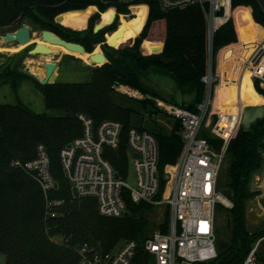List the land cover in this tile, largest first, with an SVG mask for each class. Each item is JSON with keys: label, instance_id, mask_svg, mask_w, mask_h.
Returning a JSON list of instances; mask_svg holds the SVG:
<instances>
[{"label": "trees", "instance_id": "obj_1", "mask_svg": "<svg viewBox=\"0 0 264 264\" xmlns=\"http://www.w3.org/2000/svg\"><path fill=\"white\" fill-rule=\"evenodd\" d=\"M108 6L102 0H0V29L11 31L23 21L36 22L41 29L52 31L63 40L83 45L85 52L80 54L91 60L87 52L91 50V44L99 42L105 32H93V21L97 18L95 11L100 14ZM238 6L245 7L236 8ZM115 7L118 12L126 10L119 4ZM248 7L257 24L252 21ZM232 8H235L232 17L239 43L221 51L220 66L223 71L229 65L238 67L250 47L264 38V30L260 27H264V11L257 0H232ZM132 9L135 17L127 19V24L119 28L117 26L107 34L106 40L119 47L126 42L131 43L143 29L141 34L132 47L106 53L107 62L93 70L89 82L34 84L35 89L43 95L45 107L63 110L64 115L36 113L20 101L0 104V254L5 257L3 264H80L78 249L82 245L109 251L123 240L143 239L148 235L146 214L153 208L151 205L128 201L126 216L100 215L95 199L73 196L61 170L59 152L68 142L82 134L79 114L91 118L95 125L104 120L120 122L125 141L127 130L135 126L132 122L135 111L115 100L116 96L130 99L113 90L115 82L147 96L138 101L150 114L155 113L154 103L148 97H160L141 82L140 74L143 72L155 71L168 75L181 92H193L191 105L185 108L196 111L206 94V85L201 78L207 73L210 57L213 63L216 52L236 42L237 36L231 18L215 32L209 55L206 23L198 6L164 11L153 2L147 19L145 6ZM88 15V24L84 28ZM114 15V10L108 9L102 14L99 23L108 22ZM58 16H61L59 22L56 21ZM64 26L84 29L78 31ZM37 43L53 51L47 53L49 56L69 51L63 46L43 41L41 34ZM155 46L157 51L151 52ZM95 63L102 64V61L96 60ZM10 76L14 89L20 78L36 81L33 77L16 73V70ZM236 86V82L226 79L223 72L221 85L218 86V104H233L237 97ZM254 88L259 94L246 75L242 82L241 97L244 106L263 102L264 90L257 81H254ZM179 130L177 121L173 122L168 133L149 130L159 145L161 172L166 164L175 163L182 149ZM215 142L220 144L221 140L216 139ZM38 144H43L47 150L50 172L57 185L47 194L34 176L14 164L35 158ZM263 156L264 117L247 129L241 126L229 142L225 184L226 189L231 191L233 207L226 210L225 217L227 214L230 216L231 226L228 229L232 231V238L227 240L228 247L219 251L216 259L198 264H241L257 236H264V225L258 234H249L245 218V204L256 195L250 189V178L261 169ZM110 162L125 176L127 156L124 144L110 155ZM163 185L162 180L161 188ZM47 201L59 202L51 208L54 216L48 213ZM167 220L166 211L162 230L166 228ZM261 259L264 264V255H261Z\"/></svg>", "mask_w": 264, "mask_h": 264}, {"label": "built area", "instance_id": "obj_2", "mask_svg": "<svg viewBox=\"0 0 264 264\" xmlns=\"http://www.w3.org/2000/svg\"><path fill=\"white\" fill-rule=\"evenodd\" d=\"M102 2L110 7L122 5L132 14L133 7L143 5L147 9L146 19L153 2L164 11L198 6L206 23L210 55L215 32L232 18L233 11L232 0ZM122 16L118 14V17ZM245 71L264 90V40L258 43L242 64V72ZM201 80L206 85V94L196 111L160 98L153 99V110L156 112H151V118L163 113L180 124L182 149L175 163L166 164L162 172L159 170V145L155 135L148 129L130 127L123 142V126L120 122L104 120L95 125L91 118L78 115L83 126L82 134L68 142L59 152L61 170L72 194L75 190L77 197L95 199L98 213L106 217L124 216L128 211V201L148 204L153 208L164 206L168 212L166 228L162 230L163 220L158 223L156 231L143 239L123 240L109 251L82 245L78 249L80 264H198L217 258L219 240L216 236V214L220 208L228 210L233 207L231 199L225 196L219 186L220 172L229 142L241 127L240 118L244 108L235 117L236 122L230 125V130H223L224 135L213 130V133L220 135V144L215 142L218 138L199 136L200 129L202 126L205 128L211 114L212 92L218 83L211 64ZM112 88L140 100L139 92L119 82H115ZM123 144L127 156L125 176L110 162V155ZM14 164L34 176L45 194L56 188L50 172L49 156L43 144L36 146L35 158ZM128 171L133 184L127 181ZM162 180L164 185L161 188ZM53 204L59 202L47 201L50 216L55 215L51 210ZM263 240L264 236H261L253 242L241 264H262L259 250Z\"/></svg>", "mask_w": 264, "mask_h": 264}, {"label": "rangeland", "instance_id": "obj_3", "mask_svg": "<svg viewBox=\"0 0 264 264\" xmlns=\"http://www.w3.org/2000/svg\"><path fill=\"white\" fill-rule=\"evenodd\" d=\"M108 7L113 8V10H114L115 15L113 16V21H112L111 25L100 30L102 32L105 31L103 33V35L101 36L100 41L97 43L91 44V50L88 51L87 53H93L95 51V49H97L95 51V54L101 53V52L106 54V53L110 52V50H120V49H123L125 47H132L135 44L137 37L141 34V32L143 30V29H141L139 34L134 38V40L131 43L126 42L124 44H121L119 47L109 48L106 45L107 34L114 31L117 28L118 24H119L118 28L121 25L123 26L124 24H127V22H128L127 19L134 18L135 15L132 14V12L129 11L127 8H126V10L118 12L116 7H113V6H111V7L108 6ZM108 7L105 9V11L107 9H109ZM234 9L232 8V10H234ZM105 11H102L100 14L98 13L99 11L97 13L95 11L97 18L94 19L92 28H94V26L96 24L101 22L102 13H104ZM118 14L123 15V18L120 19V17H118ZM89 15H90V13H89ZM89 15L87 17L86 25L84 28L87 27L88 18L91 16V15L90 16ZM232 22H233V20H232ZM33 23L35 24L36 22H33ZM22 24H26V21H23L21 23V25ZM64 27L72 29V30H78V31L84 29V28L77 29V28H72V27H68V26H64ZM16 28H18V27H16ZM142 28H144V27H142ZM234 29H235V27H234ZM7 30L8 29H5V30L0 29V36H2L5 32H7ZM42 30L43 29H41V27L36 23V25L33 27V35H31V38L32 39H34L36 37L38 38L39 34ZM81 36H83V35H81ZM11 43L12 42H10L9 44H6L5 42H3L2 39H0V56L5 57L7 60L6 61L7 63L16 60V64H18L20 67L28 68L34 74H36V75L40 74L41 76H44V69L42 67V63L43 62H54L57 66V68L55 70V75H56L55 82H89L91 80L93 70L101 67V64H96L95 62H93V60H90L91 63H88L87 58L85 59V57H82L80 54H78V55L74 54V51H70V52H68V54H60V55H53V56H49V55H47V53H44V52H39V54L37 56H32V57H30L29 54L25 53L26 52L25 51V52H22L23 54H21V56L19 58H17L16 57L17 54L13 53V52H18L20 50H23L24 48H26L29 45L26 48L28 50L29 48H31L30 44H32L34 42H27L24 45L14 44V45H16L15 47H12ZM34 44H36V43H34ZM149 48H150V46L147 47L148 50H149ZM7 51L8 52L12 51V52L8 53ZM156 51H157L156 46L151 49V52H156ZM78 56H80L82 58H80ZM245 56H247V55L246 54L243 55L242 59L245 58ZM210 60H211V57H210ZM210 60H209V64H211ZM238 66H239V63H238ZM0 69H1V66H0ZM162 75L163 74L160 75V73L155 72V71L143 72L140 74V80L145 86L149 87L153 91L155 90L158 93V96L160 97V99H162V100L172 102L175 104H179V105L184 106V107L191 105L190 103L192 102L193 95H194L193 92H191V91L188 92V93L192 94V99L189 102L186 99L185 93L182 92V94H181L179 91H177V89H175V86H176L175 81L168 75L167 76L166 75L162 76ZM23 79L24 78H20L19 81L23 80ZM33 83L37 85V83H39V81L33 80ZM11 87L12 86H9V85H4L1 87V89H0V104H14V103H16V101H20L25 106L29 107L31 110H33L36 113L45 112L50 116H59V115L65 114V111H63V110L47 109L44 105V98H43L42 93H40L36 89L32 88V85H30V83H28V81L24 80L18 84V86H17L18 92L15 89L13 90ZM162 89H164V90H162ZM135 91H137V90H135ZM217 93H218V88H217ZM242 93H243V90H242V85H241V88L239 89V99H241L240 97H242ZM127 97H129V96H127ZM145 98H147V96H145L144 94L143 95L140 94V97H139L140 100H144ZM148 98L153 101V97L150 96ZM115 100L117 102L123 103V104H125L129 107H132L134 109L135 113L133 114V117H132L133 125H135L137 127L142 126V127L147 128L151 131L152 130H156V131L161 130L165 133H168L170 131L171 124H173L174 121L170 117L164 115L163 113L157 114V116H155L154 118H151L148 109L143 108L142 103L140 101H138V99L134 100V98H132V97H130V99H128V98L116 96ZM216 104H218L217 98L215 101V105ZM262 105H264V100H263ZM246 107H249V106L243 105V108H246ZM210 112H211V114L208 117L209 119L211 118V120L209 121L210 125H209L208 129H206L202 126V128L200 129V132H199V136H204V135L208 136L209 132H210L211 135H209V137L218 138L220 140L221 139L220 135L218 136L215 134V132L213 133V130L220 131L221 132L220 134L224 135L225 131L223 132V130H230L229 129L230 125L233 124L235 116L232 115L231 113H227L225 111H221L219 109H216V107L211 108ZM227 163H228V159L225 156L224 165L221 169L220 179H219V186L222 189H226L225 169H226ZM259 175L261 177V184L258 187V189L260 190L259 191L260 196L256 195L253 198H255L257 201H258V199L263 198L262 199V201H263L264 200V173L259 174ZM226 213H227L226 210L223 208H220L217 211L216 218H215L216 219V236L218 239H226L229 241L232 238V231H231V229H228L226 226V223H225ZM263 216H264V214H263ZM146 217L148 220V222H147V234H151L152 232L157 230L158 223L165 220V218H166L165 207L159 206V207H155V208L148 210ZM252 217L254 218V221H255L256 220L255 216L253 215ZM263 225H264V221L262 220L261 226H263ZM258 237H260V236H257V238ZM259 252L261 255H264V240L260 244ZM4 260H5L4 255L0 254V264H3Z\"/></svg>", "mask_w": 264, "mask_h": 264}, {"label": "water", "instance_id": "obj_4", "mask_svg": "<svg viewBox=\"0 0 264 264\" xmlns=\"http://www.w3.org/2000/svg\"><path fill=\"white\" fill-rule=\"evenodd\" d=\"M104 2H110L115 4L117 0H103ZM258 3L260 4L261 8L264 11V0H257ZM61 20V16H58L56 18V21L59 22ZM113 21V16H111L110 20L104 24H96L93 28V32L96 33L109 25H111ZM41 34V39L43 41H46L50 44H56L63 46L67 50L70 51H75L79 53L85 52V48L83 45L75 42H69L66 40H63L59 36H57L55 33L49 30H42L40 32ZM1 39L3 42H15L18 44H25L29 41L30 39V26L27 24H23L20 28L12 31L5 32L2 36ZM106 45L109 48H115L110 40L106 41ZM39 52H53L43 44H35L32 49L29 50V54H39ZM90 59L93 60V62H96V60H101L103 65L104 63L107 62L106 55L101 52V53H96L92 54L90 53ZM2 58H0V63L2 62ZM42 67L44 69V76H41L40 74H34L32 71L24 69L22 67L18 68V71L21 72L24 75L30 76L35 78L40 82V84L45 85V84H52L55 82V70L57 68L56 64L54 62H43ZM264 117V105H258V106H249L246 107L242 110L241 112V118H240V124L242 127L245 129L249 128L251 124H253L255 121L262 119ZM127 181L130 184H133V179L131 178L130 172L128 171V176H127ZM223 193L228 199H231L232 194L229 189H223ZM73 196L77 197V193L75 190H73ZM247 213V214H246ZM127 213L125 214V216ZM254 215L256 220L254 221V218L252 216ZM245 218H246V230L249 234H258L259 230L261 228V221L263 220V213L261 209L258 206V203L255 198L249 199L246 204H245ZM227 228H230V216L227 214L226 220H225ZM229 245V242L225 239H222L218 242L217 245V250L221 251L225 248H227Z\"/></svg>", "mask_w": 264, "mask_h": 264}, {"label": "crops", "instance_id": "obj_5", "mask_svg": "<svg viewBox=\"0 0 264 264\" xmlns=\"http://www.w3.org/2000/svg\"><path fill=\"white\" fill-rule=\"evenodd\" d=\"M239 7H245V6H238V7H236V8H239ZM248 8H250V7H248ZM250 17H251V19H252V21L255 23V24H257L254 20H253V18H252V15H251V8H250ZM232 20H233V24H234V27H235V31H236V35H237V41L236 42H234V43H231V44H228V45H226V46H223V47H221L217 52H216V54H215V56H214V61H213V63H211V68H212V72L216 75V77H217V79H218V83L216 84V86H215V88L213 89V92H212V105H211V108H214V107H216V109H219V110H221V111H225V112H227V113H231L232 115H234L235 117L236 116H238L239 115V113H240V110L243 108V105H242V102H241V99H239V89L241 88V85H242V81H243V79H244V77H245V75L247 74V76L249 77V79H250V83H251V85H252V87H253V89L255 90V88H254V82H253V80L251 79V77H250V75H249V73L248 72H242V64L250 57V55L253 53V51L255 50V48H256V46L258 45V43L254 46H252V47H250L251 49L249 50V52H247V57H246V60H241L240 62H239V66L237 67V66H226V68L224 69V71H223V69L221 68V66H220V55H221V51L223 50V49H225L226 47H228V46H232V45H235V44H238L239 43V36H238V33H237V30H236V26H235V21H234V18L232 17ZM259 25V24H258ZM263 30H264V27H262V26H260ZM37 40H38V38L36 37V38H34V39H32L31 37H30V39H29V41L28 42H34V43H37ZM14 44H16V45H18V43H15V42H12L11 43V45H12V47H15L16 45H14ZM14 45V46H13ZM22 45H24V44H22ZM2 50V49H1ZM3 52V51H2ZM8 52V51H7ZM12 51H10V52H8V53H11ZM68 52H70V50L69 51H67V52H63L62 54H68ZM74 54H76V55H78V54H80V53H78V52H74ZM81 55V54H80ZM82 56V55H81ZM78 57H80V56H78ZM83 57V56H82ZM82 57H80V58H82ZM85 59H86V57H85ZM87 60H88V63H91V61L87 58ZM226 70V71H225ZM223 72H224V74L226 75V79H228V80H230V81H232V82H236V84H237V86H236V95H237V97H236V101L233 103V104H231V105H220V104H216L215 105V101H216V98L218 97V93H217V88H218V86H220L221 85V82H222V78H223ZM161 75V74H160ZM163 76V75H162ZM167 76V75H166ZM19 84V83H18ZM18 84H17V86H18ZM176 85V84H175ZM175 89H177V91H179L181 94H182V92H181V90L177 87V85L175 86ZM16 90H17V92H18V87H16ZM162 90H164V89H162ZM155 91V90H154ZM241 91V90H240ZM256 91V90H255ZM156 92V91H155ZM257 92V91H256ZM157 93V92H156ZM258 93V92H257ZM158 94V93H157ZM259 94V93H258ZM185 96H186V99L190 102L191 101V99H192V94L191 93H185ZM241 98V97H240ZM264 98V97H263ZM264 100V99H263ZM263 103V102H262ZM262 103L261 104H256V105H252V106H258V105H262ZM211 120V118L210 119H208L207 120V122H206V124H205V128L206 129H208V127H209V121ZM234 121L236 122V120H235V118H234ZM209 135H211L210 134V132H209ZM208 135V136H209ZM213 137V136H212ZM264 173V156H263V161H262V165H261V169L258 171V172H256L251 178H250V182H249V186H250V189L252 190V191H254L255 193H256V195H259L260 194V190L258 189V187L260 186V184H261V177H260V175L259 174H263ZM263 180V179H262ZM255 195V196H256ZM260 196V195H259ZM262 196V195H261ZM262 199L263 198H261V199H258V201H257V203H258V206H259V208L261 209V211H262V213L264 214V200L262 201ZM263 221H264V218H263Z\"/></svg>", "mask_w": 264, "mask_h": 264}, {"label": "flooded vegetation", "instance_id": "obj_6", "mask_svg": "<svg viewBox=\"0 0 264 264\" xmlns=\"http://www.w3.org/2000/svg\"><path fill=\"white\" fill-rule=\"evenodd\" d=\"M26 24L27 25H29L30 26V37H31V35H33V27L36 25V23L34 24L33 22H31V21H26ZM23 25V24H22ZM21 25V26H22ZM20 26V27H21ZM12 31V30H11ZM31 45V48H29L28 50L26 49V48H24L23 50H20V51H18V52H13V53H16L17 55H16V57L17 58H19L20 56H21V54H23L22 52H25V53H27V54H29V50L30 49H32L33 47H34V43H32V44H30ZM38 54H29V56L30 57H32V56H37ZM0 58H2L3 60H2V62L0 63V66H1V69H0V89H1V87L2 86H4V85H9V86H12V82H13V80H12V76H10V73L11 72H15V70H16V73H19V74H21V75H24V74H22L21 72H19L18 71V68L20 67L18 64H16V60L15 61H12V62H9V63H7L6 61V58L5 57H3V56H0ZM22 68H24V67H22ZM24 69H27V70H29L28 68H24ZM25 76H27V75H25ZM24 80H26V81H28V83H30V85H32V88H34L35 89V87H34V83H33V79H31V78H24L23 80H20L18 83H21V81H24ZM13 90H14V88H13V86L11 87ZM16 90V89H15Z\"/></svg>", "mask_w": 264, "mask_h": 264}, {"label": "bare ground", "instance_id": "obj_7", "mask_svg": "<svg viewBox=\"0 0 264 264\" xmlns=\"http://www.w3.org/2000/svg\"><path fill=\"white\" fill-rule=\"evenodd\" d=\"M0 39H1V36H0ZM262 40H264V38H263ZM262 40H261V41H262ZM261 41H259V42H261ZM5 43H6V44H9L8 42H5ZM36 44H37V43H36ZM114 47H115V46H114ZM115 48H116V47H115ZM74 52H75V51H74ZM78 53H79V52H78ZM246 57H247V56H245V58H243L242 60H246ZM99 60H100V59H99ZM97 61H98V60H97ZM246 75H247V74H246ZM246 75H245V76H246Z\"/></svg>", "mask_w": 264, "mask_h": 264}]
</instances>
